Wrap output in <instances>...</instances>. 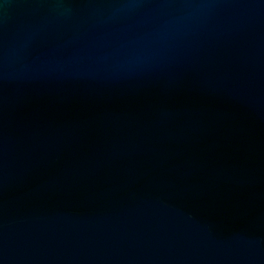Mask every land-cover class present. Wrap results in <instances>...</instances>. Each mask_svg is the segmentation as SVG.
<instances>
[{"label":"water","instance_id":"95a60500","mask_svg":"<svg viewBox=\"0 0 264 264\" xmlns=\"http://www.w3.org/2000/svg\"><path fill=\"white\" fill-rule=\"evenodd\" d=\"M0 264H264V0H0Z\"/></svg>","mask_w":264,"mask_h":264}]
</instances>
